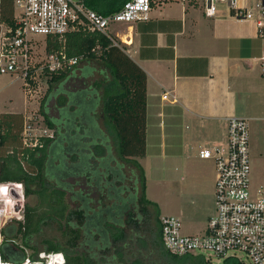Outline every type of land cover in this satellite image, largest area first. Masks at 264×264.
<instances>
[{"label": "trees", "instance_id": "trees-1", "mask_svg": "<svg viewBox=\"0 0 264 264\" xmlns=\"http://www.w3.org/2000/svg\"><path fill=\"white\" fill-rule=\"evenodd\" d=\"M124 1L86 4L108 14ZM11 14L12 0H0V18ZM116 42L87 28L68 32L63 42L47 38V50L64 48L81 59L41 75L50 88L41 112L53 135L41 136L40 144H22L23 112L0 111V149L6 151L0 155V182H20L24 196L23 219L11 218L1 227L3 259L23 260L21 243L31 256L61 250L65 264H212L163 245L159 206L146 197L144 170L135 158L146 151V73ZM96 68L94 86H64L76 70L89 77ZM46 220L63 224L60 238H35ZM222 264L241 263L226 257Z\"/></svg>", "mask_w": 264, "mask_h": 264}, {"label": "crops", "instance_id": "crops-1", "mask_svg": "<svg viewBox=\"0 0 264 264\" xmlns=\"http://www.w3.org/2000/svg\"><path fill=\"white\" fill-rule=\"evenodd\" d=\"M257 1L237 0L252 11L239 19L228 1L217 0L216 13L207 15L204 0H158L147 18L122 23L116 32L146 73V151L135 158L146 174L155 139L170 157L168 214L181 219L183 232L203 231L214 210L215 164L199 149L225 144L230 115L264 129V37Z\"/></svg>", "mask_w": 264, "mask_h": 264}, {"label": "built area", "instance_id": "built-area-1", "mask_svg": "<svg viewBox=\"0 0 264 264\" xmlns=\"http://www.w3.org/2000/svg\"><path fill=\"white\" fill-rule=\"evenodd\" d=\"M157 1L125 0L116 11L103 14L88 6L86 0H12L10 19L0 18V73L21 78L25 91L31 94L43 80L42 73L58 72L81 59V56L68 55L64 48L47 50V38L63 42L68 32L87 28L100 31L117 43L109 26L147 18L152 3ZM216 1L204 0L205 14L216 13ZM222 1H228L235 9V17L246 19L252 16V11L238 5L237 0ZM256 5L261 13L259 34L264 37V6L260 0ZM37 35L43 37L42 46ZM24 118L23 145L35 146L40 144L41 136L53 135V129L46 124L42 131H37L32 115ZM249 139L248 119L230 115L225 144L199 149L200 156L213 158L215 164L214 210L208 216L204 230L197 233L183 232L177 215H159L162 242L169 251L201 255L212 264L226 257H233L241 264H264V168L262 179L253 185ZM12 187L22 199L24 197L20 182H0V243L4 222L11 218L20 219L23 210L22 207L10 214L5 212L3 204L6 199L10 200L11 206L15 199L9 192ZM19 245L25 251L23 260L3 259L0 252V264H65L61 250L41 249L31 256L28 247Z\"/></svg>", "mask_w": 264, "mask_h": 264}, {"label": "rangeland", "instance_id": "rangeland-1", "mask_svg": "<svg viewBox=\"0 0 264 264\" xmlns=\"http://www.w3.org/2000/svg\"><path fill=\"white\" fill-rule=\"evenodd\" d=\"M122 23H113L109 26V31L113 35L116 41L120 44H125L126 41L117 38L116 32L119 35L121 33ZM41 41V46L43 45L42 35L36 36ZM81 66V63L79 64ZM79 66V67H80ZM77 75H71L69 79L64 83L67 89H75L82 86H94L95 79L98 78V68H96L92 75L89 77H83L79 75V70H76ZM42 80V79H41ZM50 88L48 83L45 81H40L36 86L35 90L31 94L25 91L22 86V79L8 73H0V111L9 110H21L24 115H32L35 125L37 126V131H42L45 127L44 115L41 112V99L49 93ZM51 99V98H50ZM53 100V99H52ZM55 104V103H54ZM53 107V106H52ZM52 107L49 112H52ZM55 107V106H54ZM99 106H97V109ZM55 108H53L54 110ZM55 111V110H54ZM25 119V118H24ZM23 119V122H24ZM100 120V119H99ZM101 121V120H100ZM102 125V122H101ZM103 126V125H102ZM250 155H251V183L255 185L258 181L262 179L263 168H264V129L261 125L252 126L250 124ZM4 129V128H3ZM23 126L20 131V136L22 133ZM35 130V132H36ZM50 132L49 130H47ZM158 139H155L154 145L149 146L148 159L146 160L145 166L147 169L146 175V189L145 195L148 198L157 200L160 204V215L171 213L173 208V203L169 201V195L166 193L169 190V184L165 182L169 170L172 167L170 164V157H166L161 152V147L157 146ZM10 146V145H9ZM5 149H0V155L5 154ZM130 171L127 172L126 183L132 184V177H130ZM24 199V198H23ZM22 211H20V219H23ZM16 217V216H12ZM153 214L149 215L147 226L151 227V219L153 221ZM7 220V219H6ZM5 223V222H4ZM151 225V226H150ZM63 224L55 220H46L41 225V231L38 236H35L37 240L43 237L49 238H60L63 235ZM20 240V238H18ZM32 252L31 249H29ZM152 256L149 257L152 258ZM223 260L218 259L217 264H222Z\"/></svg>", "mask_w": 264, "mask_h": 264}, {"label": "water", "instance_id": "water-1", "mask_svg": "<svg viewBox=\"0 0 264 264\" xmlns=\"http://www.w3.org/2000/svg\"><path fill=\"white\" fill-rule=\"evenodd\" d=\"M12 197L15 199L12 202V206L9 199L4 202L6 214H10L12 210L19 211L24 206V200L21 198L20 194L15 190V188H10L9 190Z\"/></svg>", "mask_w": 264, "mask_h": 264}]
</instances>
